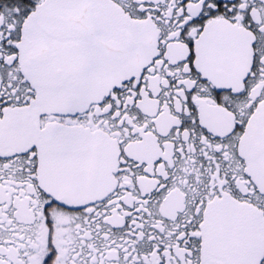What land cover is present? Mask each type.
<instances>
[{
    "label": "snow or ice",
    "instance_id": "6c2138e0",
    "mask_svg": "<svg viewBox=\"0 0 264 264\" xmlns=\"http://www.w3.org/2000/svg\"><path fill=\"white\" fill-rule=\"evenodd\" d=\"M0 264H264V0H0Z\"/></svg>",
    "mask_w": 264,
    "mask_h": 264
}]
</instances>
